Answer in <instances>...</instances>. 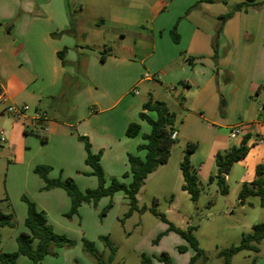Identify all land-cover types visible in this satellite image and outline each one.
Segmentation results:
<instances>
[{
  "label": "crops",
  "instance_id": "1",
  "mask_svg": "<svg viewBox=\"0 0 264 264\" xmlns=\"http://www.w3.org/2000/svg\"><path fill=\"white\" fill-rule=\"evenodd\" d=\"M244 2L98 0L92 8L101 13L85 22L74 18L70 0H0V95L5 102H0V124L6 105L29 107L19 120H8V144L21 128L23 137L37 135L34 128L43 131L47 135L40 145L44 156L37 164L64 169L59 173L86 190L89 187L78 182L85 184L84 177H92L84 144L78 139L84 136L92 152L101 155L106 176L131 181L125 177L128 156L144 158L138 146L151 129L140 113L155 117L143 109L149 97L164 102L176 120L181 111L185 113L182 127H176V140L184 136L200 143L198 133L210 132L214 137L209 147L218 145L215 157L233 147L231 140L238 135L232 138L230 133L236 127L243 138L234 146L247 137L251 140L253 133L255 141L263 144L264 0ZM238 4L242 8L221 27L215 58L218 17ZM70 28L72 34L67 32ZM88 40L96 44L91 47ZM102 48L107 54L103 62ZM81 78L86 80L83 85ZM69 86L75 90L72 101L61 99ZM248 98L256 103V110L246 105ZM37 112L46 115L45 122L36 119ZM62 114L66 120L60 119ZM253 114L261 119H253ZM131 123L141 127L136 137L126 135ZM221 130L229 136L218 137ZM260 153L259 147L249 149L240 160L249 165L243 184L255 179L256 168L264 161ZM250 155L257 159L247 160ZM29 164L36 165L34 160Z\"/></svg>",
  "mask_w": 264,
  "mask_h": 264
},
{
  "label": "rangeland",
  "instance_id": "2",
  "mask_svg": "<svg viewBox=\"0 0 264 264\" xmlns=\"http://www.w3.org/2000/svg\"><path fill=\"white\" fill-rule=\"evenodd\" d=\"M226 1L233 5L235 0ZM96 2L98 0H70L74 18L81 17L85 22L91 21V16L101 13V10L93 11L92 5ZM79 41L83 43L82 40ZM88 42L91 43V47L96 44L91 40ZM101 51L104 52V49ZM80 81L83 85L86 80L81 78ZM142 95H145L144 87ZM222 103L223 100L220 105L224 107ZM246 105L253 110L257 108L256 103L250 98L247 99ZM0 106L2 107L1 104ZM184 114L181 111V116L176 120L177 129L182 127L181 119L184 118ZM227 116L229 118L230 114ZM13 118L19 120L21 116L6 113L0 124V134L3 131L4 139L7 140L6 142L0 140V212L11 214L14 224L13 227L0 228V254L17 251V237L27 232L24 224L27 205L22 200L23 196L40 205L41 208L38 209L46 213L56 233L74 242L73 247L52 249L56 255H48L40 264H95L94 258L84 251V239L92 242L101 260L107 262L110 251L100 239L102 236L109 237L117 248L112 264H144V258H148L150 264H166L163 260L165 255L171 264H224L225 259L220 256V252L238 246L244 236L253 232L255 225L264 223V208L261 206L259 196L239 198L244 185L242 179L247 176L249 168L248 161H239L230 169L226 176L227 194L220 193L217 181L210 179L218 173L215 158V149L218 145L209 147L214 137L209 134L210 132L207 134L199 132L200 143L199 140L193 141L198 145L193 160V156L191 157L192 165L197 170L200 189L197 201H193L182 189L180 163L186 144L192 140L180 136L172 145L168 163L146 179L145 185L137 195V207L131 216L126 217L130 204L125 193L117 192L112 197L101 199L96 207L83 204L78 215L68 218L66 214L71 208V202L66 192L59 188L42 190L44 181L34 172L40 158L44 156V150L40 145L41 137L46 133L34 128L35 133L38 132L37 135L29 133L30 135L23 137L25 131L23 132L21 128L19 133H15L14 142L9 145L11 132L8 129V120ZM60 119L66 120V115H60ZM253 119L261 118L258 114H253ZM226 134L229 136V132L221 130L218 137L225 138ZM22 138L25 140L24 144L20 141ZM242 138L243 133L231 140V146L238 145ZM256 139L253 133L251 140L248 141L249 149L259 147L260 157L264 158V143L260 144L259 140L255 141ZM34 141L37 143L32 145ZM254 159H257L256 155H250L247 160ZM32 160L36 165L30 167L29 161ZM261 164L264 166V161ZM63 170L54 169L48 177L56 179L62 175L66 178L63 173H59L64 172ZM112 177L114 176L110 174L106 176L108 180ZM84 181L85 184H81V179H78L81 187L84 185L83 187L94 189L98 185L94 176H85ZM124 182L128 184L130 179ZM52 190L55 193H49ZM161 216H164L166 221L162 220ZM171 226L185 232L192 228V235L203 254L195 258L196 250L181 234L171 230ZM258 247L260 249L258 253L240 251L232 257L231 263L264 264V240ZM16 264H31V261L20 256Z\"/></svg>",
  "mask_w": 264,
  "mask_h": 264
},
{
  "label": "trees",
  "instance_id": "3",
  "mask_svg": "<svg viewBox=\"0 0 264 264\" xmlns=\"http://www.w3.org/2000/svg\"><path fill=\"white\" fill-rule=\"evenodd\" d=\"M221 0H201L202 3L214 4ZM256 4V0H245L244 5ZM243 5H236L230 12L218 17L220 27L216 32L214 40V57L217 58V44L216 40L220 34L221 27L228 19H230L235 11L242 8ZM69 34L74 32V28L67 30ZM174 40L178 41L175 30L172 31ZM62 52L60 56H62ZM107 54L103 52L100 60L103 62L106 59ZM73 86L66 87L61 99L68 100L74 93ZM143 109L153 113L155 117H151L148 114L141 112L140 118L146 121L150 125V132L143 135V144L138 146V150L144 151L145 156L129 154L128 164L129 172L125 177L130 176L131 181L126 184L117 177L107 179L104 168L100 163V154H95L91 150V144L87 137L78 136V139L84 144L86 150L85 163L90 167L91 171L89 175L95 176L98 180V185L94 189L81 190L73 178H56L50 179L49 173L52 171L51 166L37 165L34 172L39 175L43 181L44 186L42 190L48 191L51 189L59 188L66 192L70 198L71 208L66 214L68 218L74 215H78L79 209L85 203L91 204L94 207L98 205L101 199L105 197H112L117 192H124L129 200L130 209L126 214V217L132 215L137 207V195L145 185V181L148 176L156 171L160 166L168 163L171 156V148L176 139L172 138L174 132H176V114L168 108V106L159 100H155L152 97L143 104ZM141 127L138 123H131L127 130L126 135L128 137H136L139 135ZM27 133V132H26ZM45 141V137H41ZM248 137L245 138L241 145L231 147L225 153H218L216 155V165L218 173L211 176V180H216L219 191L222 194L228 193V186L226 184V175L229 173L231 167L245 158L249 152V148L246 145ZM198 145L193 142H188L184 149L183 160L180 163V170L183 177L182 189L186 191L193 201H197L200 189L198 186L197 170L194 168L191 162L192 155L197 151ZM250 195H257L260 198L261 206L264 208V166L258 165L256 168L255 179L248 184H244L239 193V198L244 199ZM22 200L27 205V215L25 218V227L27 232L20 234L16 241L18 245L17 251L13 253H1L0 264H16L17 259L20 256L27 257L31 264H40L48 255H56L52 252L54 248L73 247L74 242L68 239L64 235H60L55 232L53 226L49 223L48 217L43 210H39L36 203L28 199L26 196L22 197ZM108 209V208H107ZM107 209L103 212V216L106 214ZM162 220L166 221L164 216H161ZM13 216L0 212V228L1 227H13ZM171 230L181 234L191 246L196 250V257L203 254L202 250L198 248V244L192 235V228L187 232L176 229L174 226L170 227ZM105 247L110 251L108 261L101 260L95 246L92 242L84 239V251L95 260V264H112L117 252V248L107 236L100 237ZM264 240V223L257 224L253 228V232L242 238L241 243L238 246L231 247L228 250H222L220 256L225 259L224 264H232V257L240 251H253L258 253L260 251L258 245ZM192 259V262L195 260ZM166 264H171L167 255L163 258ZM144 264H150L148 258H144Z\"/></svg>",
  "mask_w": 264,
  "mask_h": 264
},
{
  "label": "built area",
  "instance_id": "4",
  "mask_svg": "<svg viewBox=\"0 0 264 264\" xmlns=\"http://www.w3.org/2000/svg\"><path fill=\"white\" fill-rule=\"evenodd\" d=\"M0 102L2 104H5L4 99H3V97L1 95H0ZM5 110H6V112L8 114H12L14 116H23L25 114V112H27L29 110V107L26 106V105H23V106L6 105V109ZM36 119L40 120L41 122H45L46 121V115L41 113V112H37L36 113ZM239 134H240V128L236 127V128L232 129V131L230 133V136L232 138H234V137H236ZM172 138L176 139V132L173 133ZM0 140L4 141V136H3L2 132L0 134ZM260 142H262V140H260Z\"/></svg>",
  "mask_w": 264,
  "mask_h": 264
}]
</instances>
